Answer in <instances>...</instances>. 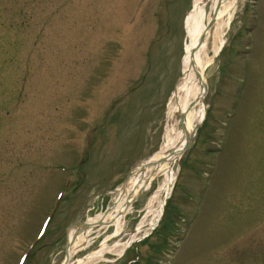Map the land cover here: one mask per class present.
<instances>
[{"label": "rangeland", "instance_id": "374dc122", "mask_svg": "<svg viewBox=\"0 0 264 264\" xmlns=\"http://www.w3.org/2000/svg\"><path fill=\"white\" fill-rule=\"evenodd\" d=\"M193 2L0 0V264L33 243L26 264H64L70 227L110 210L165 145ZM224 37L162 220L95 264H264V0H240ZM162 182L80 258L125 243Z\"/></svg>", "mask_w": 264, "mask_h": 264}, {"label": "bare ground", "instance_id": "6f19581e", "mask_svg": "<svg viewBox=\"0 0 264 264\" xmlns=\"http://www.w3.org/2000/svg\"><path fill=\"white\" fill-rule=\"evenodd\" d=\"M239 3L240 0H194L193 9L186 18L189 43L182 61V75L166 114L167 141L157 154L133 170L110 210L88 220L76 239L74 237L79 230H70L69 238L74 242L67 259L71 261L75 258L74 264H95L104 261L107 254L120 258L141 239V234L145 238L159 225L174 188L176 166L184 156L188 142L194 138L197 128L205 119L206 98L210 88L208 73L212 71L223 49L226 30L235 17ZM208 4L210 9L206 12ZM210 23H213L211 29L208 27ZM159 179L163 182L147 202L146 216L135 233L125 243L118 242L109 248L103 243L98 251L80 258L79 254L88 250L93 242V230L113 227L114 234L119 235L125 226L126 216L132 211L133 203L151 190L152 184Z\"/></svg>", "mask_w": 264, "mask_h": 264}, {"label": "water", "instance_id": "95a60500", "mask_svg": "<svg viewBox=\"0 0 264 264\" xmlns=\"http://www.w3.org/2000/svg\"><path fill=\"white\" fill-rule=\"evenodd\" d=\"M212 26H213V23H210V24L208 25V27H209L210 29L212 28ZM189 142H191V140H190ZM82 226H84V224H81V223L76 224V227H82ZM80 231H81V229H79V232H77V234L75 235L74 239H76V238L79 236ZM72 242H74V240H73ZM71 244H72V243H69V244H68L66 254H68V250H69Z\"/></svg>", "mask_w": 264, "mask_h": 264}]
</instances>
